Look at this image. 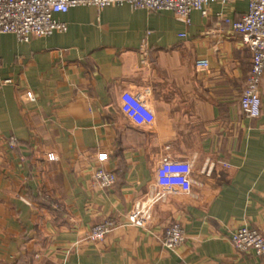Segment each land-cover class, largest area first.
<instances>
[{"label": "crops", "instance_id": "0c3cea01", "mask_svg": "<svg viewBox=\"0 0 264 264\" xmlns=\"http://www.w3.org/2000/svg\"><path fill=\"white\" fill-rule=\"evenodd\" d=\"M247 11L215 1L186 24L168 10L77 7L55 15L64 33L0 34V264H264L230 240L243 225L264 233V76L262 114L249 118L252 53L225 23ZM125 91L145 94L153 124L123 114ZM165 154L191 163L190 192L160 194ZM101 165L116 175L108 189L93 184ZM137 203L148 230L124 225ZM106 218L121 225L86 241ZM173 223L186 233L176 251L159 240Z\"/></svg>", "mask_w": 264, "mask_h": 264}, {"label": "built area", "instance_id": "2783aa9c", "mask_svg": "<svg viewBox=\"0 0 264 264\" xmlns=\"http://www.w3.org/2000/svg\"><path fill=\"white\" fill-rule=\"evenodd\" d=\"M223 4L235 3L239 0H0V34H13L21 43L31 39L50 37L55 33L67 31V23L55 18L56 14H66L77 7H93L102 10L109 6L129 5L135 9L148 11H172L182 22L189 24L191 14L200 12L208 15L212 2ZM248 11L237 21L225 19L231 24L235 33L239 34L244 44L251 50V70L243 88L239 105L242 113L249 118H259L262 114L260 85L264 76V0H247ZM183 36H186L185 34ZM199 68H207L209 61H196ZM30 100H34L31 93ZM121 111L136 126L144 127L155 122L156 117L146 96L142 91H125L121 95ZM19 141L11 136L7 141L8 148L15 150ZM108 154L100 153L98 161L103 163ZM49 160L56 162L57 156L49 155ZM192 166L189 161L172 159L165 154L157 168V187L161 195H174L190 192L192 187ZM116 175L99 166L93 176V184L100 189H108L116 183ZM151 220L150 212L141 203H137L128 214L124 225L136 226L148 230ZM121 223L113 218H106L94 225L85 240L91 243L103 242ZM162 246L170 251L181 248L186 241L184 227L180 223L168 226L159 238ZM230 240L240 252H254L264 256V233L247 225L240 226L231 233Z\"/></svg>", "mask_w": 264, "mask_h": 264}, {"label": "water", "instance_id": "95a60500", "mask_svg": "<svg viewBox=\"0 0 264 264\" xmlns=\"http://www.w3.org/2000/svg\"><path fill=\"white\" fill-rule=\"evenodd\" d=\"M20 202L23 203L24 205L28 206V207L31 206V205H30L26 200H24V199H21Z\"/></svg>", "mask_w": 264, "mask_h": 264}]
</instances>
